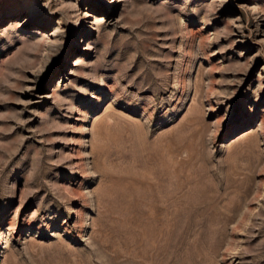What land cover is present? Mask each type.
Listing matches in <instances>:
<instances>
[{
	"label": "rangeland",
	"instance_id": "374dc122",
	"mask_svg": "<svg viewBox=\"0 0 264 264\" xmlns=\"http://www.w3.org/2000/svg\"><path fill=\"white\" fill-rule=\"evenodd\" d=\"M0 264H264V0H0Z\"/></svg>",
	"mask_w": 264,
	"mask_h": 264
}]
</instances>
